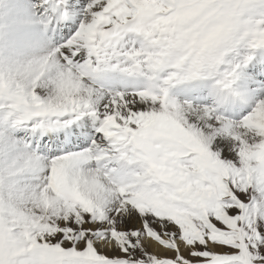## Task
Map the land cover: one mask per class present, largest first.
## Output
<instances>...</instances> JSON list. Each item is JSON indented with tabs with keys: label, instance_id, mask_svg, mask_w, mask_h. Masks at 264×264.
<instances>
[{
	"label": "snow or ice",
	"instance_id": "1",
	"mask_svg": "<svg viewBox=\"0 0 264 264\" xmlns=\"http://www.w3.org/2000/svg\"><path fill=\"white\" fill-rule=\"evenodd\" d=\"M0 264H264V0H0Z\"/></svg>",
	"mask_w": 264,
	"mask_h": 264
}]
</instances>
